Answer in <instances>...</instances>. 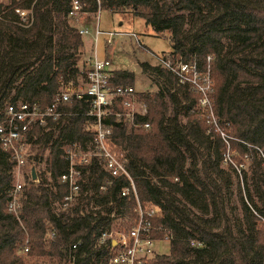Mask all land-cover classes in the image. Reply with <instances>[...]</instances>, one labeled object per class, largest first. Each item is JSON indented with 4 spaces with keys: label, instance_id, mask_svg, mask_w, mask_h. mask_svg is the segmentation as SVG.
Masks as SVG:
<instances>
[{
    "label": "trees",
    "instance_id": "16d2710c",
    "mask_svg": "<svg viewBox=\"0 0 264 264\" xmlns=\"http://www.w3.org/2000/svg\"><path fill=\"white\" fill-rule=\"evenodd\" d=\"M71 1L10 0L3 9L0 5V114L8 103L45 106L62 81L81 75L78 61L85 44L68 16ZM78 1L82 12H129L153 32L167 33L168 54L174 58L194 60L204 68L211 57L217 124L238 140L232 146L240 156L251 154L241 178L228 164L239 179L241 217L231 219L226 212L231 191L229 171L221 165L223 142L214 126L209 128L198 116L196 93L156 65L151 69L166 83L164 91L138 92L147 108L140 122L148 127L134 128L115 118L105 121L112 128L108 145L124 163L135 193L129 188L121 195L129 180L110 177L91 157L77 166L81 177L76 200L62 208L68 193L60 179L68 169L66 153L93 145L94 119L86 115L84 100L65 102L62 119L32 130L36 148L45 144L48 151L45 157L37 151L33 156L43 160L44 168L37 169V182L26 180L16 215L7 208L14 162L0 148V264H67L69 256H75V264H106L109 242L100 243V234L115 219L116 228L128 229L137 216V202L153 207V226L170 234L168 250L143 264H264V231L257 216L264 217V166L254 148L264 147V0ZM133 80L131 71H112L113 84L133 85ZM152 236L161 239L163 232L153 231ZM74 243L76 251L71 250ZM26 245L27 252H21Z\"/></svg>",
    "mask_w": 264,
    "mask_h": 264
},
{
    "label": "built area",
    "instance_id": "2783aa9c",
    "mask_svg": "<svg viewBox=\"0 0 264 264\" xmlns=\"http://www.w3.org/2000/svg\"><path fill=\"white\" fill-rule=\"evenodd\" d=\"M20 15L24 16L26 11L15 9ZM81 11V4L78 0L71 1V9L68 12L70 19H76ZM81 36L92 35L87 27L77 28ZM100 34H105L106 46H111L114 36H132L138 42L136 35L132 32L124 31H101L96 26L94 32V44ZM95 52V51H94ZM93 52L92 58L86 69L80 70L81 75L74 81H62L53 100L41 106L36 102H16L5 105L0 114V148L7 152L14 162L13 177L14 187L10 193L8 201V212L17 214L18 199L22 187L26 180L37 182V176L32 179L31 170L33 167V156L36 153V145L31 139L32 130L36 127H47L50 122L58 121L65 115L63 104L72 99L84 100L88 109L86 115L94 119L92 129L94 131L93 145L91 151L69 150L65 159L68 161V169L61 174L60 179L68 185V193L65 195L62 208L71 205L80 190V169L79 165L89 162L91 157H95L103 169L112 178L125 177L129 180V186L122 188L121 195H126L129 188L135 193L134 183L124 165V163L111 151L108 143L112 135L111 125L105 121L115 118L123 123L129 124L134 128H147L148 123H141L140 118L146 115V104L139 99L138 92L134 85L113 84L111 81L112 71L110 59L105 56L98 58ZM211 57L206 59L207 68L201 69L194 60L184 61L181 58H174L169 54L158 58L159 66L168 70L181 85H186L196 93V103L213 118V123L217 125V120L213 112V86L210 76L209 62ZM81 80V82H79ZM221 139L227 144V149L222 154V162L230 164L239 178L242 169L246 168V163L250 162L249 152L240 156L238 150L230 147L232 141H238L223 130H220ZM258 157L264 166V147H254ZM233 155H239L240 161H235ZM29 164L28 170L25 166ZM15 174V176H14ZM16 177V179H15ZM104 187L101 186V189ZM137 216L128 229L104 230L99 237L100 243H106V264H143L152 258L156 253L166 252L163 250V243L169 241V231L161 226L154 227L151 218L156 215L153 207H142L137 202ZM261 228L264 231V217L258 215ZM153 231H162L161 239L152 236ZM54 236L52 232L50 238ZM77 243L71 245V250L76 251ZM191 245L201 246L199 242H191ZM168 248V246H167ZM28 246H24L21 252H27ZM67 264H75V256H69ZM264 262V259H263ZM53 264H58L57 262Z\"/></svg>",
    "mask_w": 264,
    "mask_h": 264
},
{
    "label": "rangeland",
    "instance_id": "374dc122",
    "mask_svg": "<svg viewBox=\"0 0 264 264\" xmlns=\"http://www.w3.org/2000/svg\"><path fill=\"white\" fill-rule=\"evenodd\" d=\"M10 0H0V5H2L1 9L5 7V5L9 4ZM70 22L75 25L76 28L79 27H87L92 35L90 36H82L84 39V55L82 58L78 61V67L79 70H84L89 65V60L94 54L98 58H103L107 56L111 61V66L114 70H128L133 72L134 74V88L137 92H145V91H153L156 92L157 90H163L165 82L162 78L157 77L154 70H152V67H156L158 64V58L160 56H164L170 52V44L169 40L167 38V33H155L153 30L146 26L144 21L140 18L133 17L131 13H110L106 10H98L97 13H88L84 12L82 14H79L76 19L72 18L70 19ZM96 26L101 31H124V32H132L136 35V38L138 39V42L135 40L132 36H120L115 35L113 42L111 46H106L105 44V38L107 37L105 34H100L97 38V40L94 42V32L96 29ZM142 63H146L149 65L148 68H143ZM207 66L201 69H205ZM143 69L147 71L146 73L143 72ZM150 74V75H149ZM210 76L212 79V86H213V94H214V82L210 71ZM77 76V78H79ZM81 82V80H79ZM164 85V86H163ZM195 93V92H194ZM212 94V95H213ZM165 100L167 102V109H168V115H172L173 107L172 103L170 102L167 95H165ZM196 107L198 109V116H200L202 119L205 120V123L208 125L209 128L214 126V131L216 135L220 136V130H223L227 133L229 129H226L222 125H216L213 123V118L209 115V112L200 109V107L196 103ZM178 118L180 122H184L185 118L183 116V110H181L178 114ZM222 140V139H221ZM223 142V149L222 151L225 152L227 149V144L222 140ZM230 147H233L232 144ZM92 145L89 143L87 144L86 151H91ZM38 152V157H40V154L45 155L47 154V146L45 144L39 145L36 149ZM37 157V159L33 162V167L37 171L44 168L43 160L39 161L40 159ZM235 157V161L240 159L239 155H233V158ZM222 167L228 172V177L230 179L229 181V188L231 191V196L225 198V206H226V212L230 216L231 219L240 218L241 217V208L238 201V185H239V179L234 174L231 173L230 170H228V165L225 163H221ZM248 163H246L247 167ZM31 165L27 164L24 168L25 170H28ZM15 176V174H14ZM16 179V177H15ZM220 183L223 187V190L225 191V181L220 180ZM249 183V180H248ZM192 209L198 213V209L192 207ZM119 222V219H115L111 222V229L116 230H123V228L119 229L116 228L117 223ZM168 243H163L162 251H167ZM43 264V263H39Z\"/></svg>",
    "mask_w": 264,
    "mask_h": 264
},
{
    "label": "water",
    "instance_id": "95a60500",
    "mask_svg": "<svg viewBox=\"0 0 264 264\" xmlns=\"http://www.w3.org/2000/svg\"><path fill=\"white\" fill-rule=\"evenodd\" d=\"M31 176H32V179H35V177H36V174H35V171H34L33 168H32V170H31Z\"/></svg>",
    "mask_w": 264,
    "mask_h": 264
}]
</instances>
